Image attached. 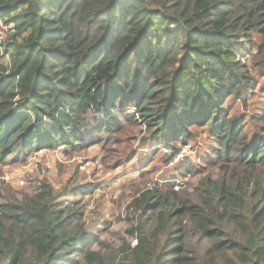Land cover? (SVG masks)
Returning <instances> with one entry per match:
<instances>
[{
    "label": "trees",
    "instance_id": "16d2710c",
    "mask_svg": "<svg viewBox=\"0 0 264 264\" xmlns=\"http://www.w3.org/2000/svg\"><path fill=\"white\" fill-rule=\"evenodd\" d=\"M0 18L16 24L10 67L0 52V162L97 142L120 121L174 155L196 129L217 142L179 164L187 185L135 199L136 242L118 248L47 182L20 196L1 182L0 264H264V105L249 109L264 0H0Z\"/></svg>",
    "mask_w": 264,
    "mask_h": 264
},
{
    "label": "rangeland",
    "instance_id": "374dc122",
    "mask_svg": "<svg viewBox=\"0 0 264 264\" xmlns=\"http://www.w3.org/2000/svg\"><path fill=\"white\" fill-rule=\"evenodd\" d=\"M245 55L242 50L239 57L244 59ZM3 62L10 67L8 58ZM260 83L250 97L252 112L264 105V89ZM229 104L231 112L246 110L238 99ZM119 123L120 128L115 132L108 136L100 133L95 139L97 142H82L74 149L66 146L41 149L18 160L14 159L15 154L9 156L0 162L4 194L20 196L34 192L47 182L59 201L67 206L81 207L89 231L117 248L124 241L135 244L136 240L130 238L127 231L132 223L136 225L139 221L135 199L148 188L164 182H176L178 189L182 188L178 181H186L187 185L191 178L179 176V164L187 159L201 162L217 147V142L210 139L207 129H196L195 140L174 155L163 147H145L143 140L150 132L144 127ZM74 188L77 195L70 191Z\"/></svg>",
    "mask_w": 264,
    "mask_h": 264
},
{
    "label": "built area",
    "instance_id": "2783aa9c",
    "mask_svg": "<svg viewBox=\"0 0 264 264\" xmlns=\"http://www.w3.org/2000/svg\"><path fill=\"white\" fill-rule=\"evenodd\" d=\"M16 24L6 18H0V52L9 59L8 53L5 52L6 43L9 36L15 31ZM187 180V179H186ZM186 181H178L179 187L185 184ZM178 189V186H176Z\"/></svg>",
    "mask_w": 264,
    "mask_h": 264
}]
</instances>
